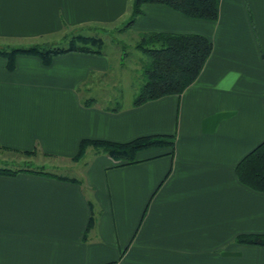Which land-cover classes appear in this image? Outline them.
Here are the masks:
<instances>
[{
	"label": "crops",
	"instance_id": "obj_1",
	"mask_svg": "<svg viewBox=\"0 0 264 264\" xmlns=\"http://www.w3.org/2000/svg\"><path fill=\"white\" fill-rule=\"evenodd\" d=\"M129 12V0H0V48ZM129 30L201 34L212 51L181 94L136 106L83 103L103 52L62 53L47 66L19 54L12 71L0 56V147L12 148L0 161L56 159L76 179L0 174V264H264V246L236 242L264 234V193L235 173L264 140V0H220L216 21L145 3ZM172 134L171 154L152 147L121 165L89 146L71 160L84 138Z\"/></svg>",
	"mask_w": 264,
	"mask_h": 264
},
{
	"label": "trees",
	"instance_id": "obj_2",
	"mask_svg": "<svg viewBox=\"0 0 264 264\" xmlns=\"http://www.w3.org/2000/svg\"><path fill=\"white\" fill-rule=\"evenodd\" d=\"M145 3L163 4L182 15L205 21H216L219 15L220 0H133L126 26L130 27L142 12ZM103 39L99 36L74 35L69 38L66 47L49 44L15 46L0 48V56L6 59V69L15 68V59L19 54L35 55L44 65H49L55 55L71 51L101 54ZM136 48L145 56L142 63L143 82L140 85L133 105H140L166 95L181 94L200 74L212 51L209 38L196 33H160L148 32L139 35ZM94 102L93 98L84 100L85 105ZM113 108L111 110H115ZM175 135L139 136L127 142H115L104 139H81L72 161L83 158L87 147L103 151L121 165L136 163L137 154L152 147L168 148L169 154L174 148ZM1 149H12L4 146ZM19 151V150H10ZM36 151H19L30 156ZM0 161V174L12 175L19 171H30L54 176L60 179L76 180L68 176L45 171L42 167H33L36 163L25 160L24 167H8L6 161ZM235 173L241 184L264 193V140L251 149L235 167ZM236 242L247 245L264 246V234H241Z\"/></svg>",
	"mask_w": 264,
	"mask_h": 264
},
{
	"label": "rangeland",
	"instance_id": "obj_3",
	"mask_svg": "<svg viewBox=\"0 0 264 264\" xmlns=\"http://www.w3.org/2000/svg\"><path fill=\"white\" fill-rule=\"evenodd\" d=\"M132 3L133 0H129L131 6ZM129 16L130 12L127 16H123L122 19L110 25L99 24V26L95 27H63L61 32L44 36V38H40L35 42H22L19 45L49 44L52 46L66 47L69 38L74 35L82 34L101 37L103 39V46L101 48L103 52V60L101 59L103 62V71L100 73H90L80 94L83 100L93 98L97 104L103 106L130 103L133 101L143 82L142 63L146 58L136 48L139 36L135 35L126 26ZM13 157V153H8L6 157L8 167L18 168L26 165L19 156L18 158L17 156L15 158ZM2 158L3 156H0V160ZM36 161L34 159L33 163ZM43 161H46V163H43V165H34L33 167H42L45 171H51L56 174L71 175L69 170L61 167L59 160L44 159Z\"/></svg>",
	"mask_w": 264,
	"mask_h": 264
}]
</instances>
